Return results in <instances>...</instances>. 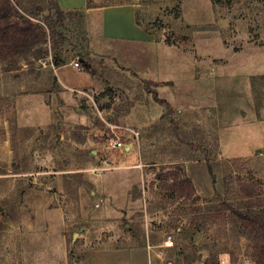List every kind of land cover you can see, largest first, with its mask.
Instances as JSON below:
<instances>
[{
    "label": "rangeland",
    "instance_id": "obj_1",
    "mask_svg": "<svg viewBox=\"0 0 264 264\" xmlns=\"http://www.w3.org/2000/svg\"><path fill=\"white\" fill-rule=\"evenodd\" d=\"M92 1L138 4L158 45L106 42L120 64L146 60L141 75L97 54L77 68L72 45L71 66L54 71L49 43L38 60L0 64V264H91L92 250L123 246L152 264L173 251L176 264H254L257 241L224 203L223 161L239 158L264 201V0ZM68 68L92 84L61 83ZM179 165L213 193L175 199L164 175Z\"/></svg>",
    "mask_w": 264,
    "mask_h": 264
},
{
    "label": "trees",
    "instance_id": "obj_2",
    "mask_svg": "<svg viewBox=\"0 0 264 264\" xmlns=\"http://www.w3.org/2000/svg\"><path fill=\"white\" fill-rule=\"evenodd\" d=\"M214 1L225 4L232 2ZM87 5L98 6L92 0H88ZM42 13L43 23L35 22L34 18H38ZM85 16V9H64L57 0H0V64L12 70L21 59L31 56L38 60L43 57L42 46L49 43L55 66L67 64L66 51L71 45L76 52L74 57L80 60L81 64L88 66L90 48ZM44 56L48 54L45 53ZM88 70L93 72L89 67ZM152 83L158 85L157 82ZM149 91L155 101L171 107L167 99L159 96L156 89ZM239 160L233 158L223 161L224 203L232 209L236 219L242 222L244 233L257 241L254 264H264V201L261 192H258L257 182H244L240 176V168L237 165ZM207 165L210 174H213L211 163L208 162ZM164 178L170 180L166 187L175 199L189 200L192 197H200L193 179L181 165L178 169L168 170ZM234 181L238 184H234ZM178 255V252L173 251L169 261L176 264L180 259ZM185 259L190 264L193 262L191 257L186 256Z\"/></svg>",
    "mask_w": 264,
    "mask_h": 264
},
{
    "label": "crops",
    "instance_id": "obj_3",
    "mask_svg": "<svg viewBox=\"0 0 264 264\" xmlns=\"http://www.w3.org/2000/svg\"><path fill=\"white\" fill-rule=\"evenodd\" d=\"M57 2L64 9H85L86 28L89 35V59L91 55L97 54L111 56L118 62L119 53L117 52L119 49L121 50V48L119 46V48L117 47L114 50V47H110L106 43L109 40L125 41L127 42V49L134 47L136 44H140L145 48H147V46L156 48V45H158L156 38L149 35L146 28L138 19L137 9L139 6L136 3H114L88 7V0H57ZM154 59L158 64L159 60L157 59V54ZM143 61L146 62L144 59L136 60L127 58V65L118 63L122 66H127L128 69L134 70L141 75L143 73L140 72L139 66L143 64ZM69 65L70 64H64L54 67V71L63 66L69 67ZM144 67H148V64L145 63ZM59 75L57 74L60 82L70 87H78L84 84L90 85L93 81V77H91L88 72L85 73L84 71L81 73L78 72L76 68H68L67 73L62 72V74ZM149 79L156 82L171 81L159 78L155 79L153 77ZM187 172L193 179L199 195L208 196L213 193L212 190L214 188H212V190L210 189L208 193H203L195 177V173L191 169L189 171L187 170ZM134 255H137L138 264H152V257L148 251L140 249L133 251L132 248L124 246L96 248L91 251L89 260L91 264H134ZM156 264H160V262Z\"/></svg>",
    "mask_w": 264,
    "mask_h": 264
},
{
    "label": "built area",
    "instance_id": "obj_4",
    "mask_svg": "<svg viewBox=\"0 0 264 264\" xmlns=\"http://www.w3.org/2000/svg\"><path fill=\"white\" fill-rule=\"evenodd\" d=\"M74 64L75 67L77 68H81L82 64L80 62V60H75L74 62H72ZM110 146L113 148H126L127 143H124L120 138H113L110 142ZM130 148V146H127ZM174 241L172 239V236H168L167 240L165 241V245L167 247H171L173 246Z\"/></svg>",
    "mask_w": 264,
    "mask_h": 264
},
{
    "label": "water",
    "instance_id": "obj_5",
    "mask_svg": "<svg viewBox=\"0 0 264 264\" xmlns=\"http://www.w3.org/2000/svg\"><path fill=\"white\" fill-rule=\"evenodd\" d=\"M127 149H129V147ZM169 264H172V262H169Z\"/></svg>",
    "mask_w": 264,
    "mask_h": 264
}]
</instances>
